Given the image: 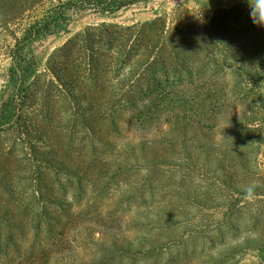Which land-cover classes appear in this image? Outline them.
Returning a JSON list of instances; mask_svg holds the SVG:
<instances>
[{
	"label": "rangeland",
	"instance_id": "obj_1",
	"mask_svg": "<svg viewBox=\"0 0 264 264\" xmlns=\"http://www.w3.org/2000/svg\"><path fill=\"white\" fill-rule=\"evenodd\" d=\"M35 1L0 0V264H264V26L248 0ZM218 10L232 54L181 53L134 109L84 119L57 89L44 101L28 87L87 26ZM120 78L100 73L89 96L119 104Z\"/></svg>",
	"mask_w": 264,
	"mask_h": 264
},
{
	"label": "trees",
	"instance_id": "obj_2",
	"mask_svg": "<svg viewBox=\"0 0 264 264\" xmlns=\"http://www.w3.org/2000/svg\"><path fill=\"white\" fill-rule=\"evenodd\" d=\"M40 1L42 0L35 2ZM32 5H27L26 9ZM6 10L7 7L0 9L2 15ZM227 13L228 10H218L206 23L184 20L180 16L169 21L167 14H158L152 20L128 26L107 22L87 26L49 56L47 67L51 77L48 79L47 73H34L35 80L28 87H34L36 84L40 86L39 97L44 101L47 96L49 97L51 89H57L60 92L58 97L66 100L72 109H83L80 113L84 119L87 116L86 111L91 109L93 111L95 108L98 111L110 110L108 112L134 109L140 103L147 102V96H140L142 94H137V90L139 92L148 89L149 91L152 89V92L163 90L162 77L171 63L181 66L182 63L179 61L181 53L195 48L199 54L204 52V57L209 58L213 55L214 46L217 45L232 54L233 50L228 46L231 30ZM15 18L12 17V20ZM49 19V16L44 17L25 28L22 37L24 43L29 40L31 44L35 38L41 37L40 30L48 27L52 21ZM220 33L223 38L228 39L225 42L221 38L222 45H218L221 42L217 40ZM217 49L219 50V47ZM216 65L220 66L219 63ZM239 70L237 68L235 72ZM110 72H118L123 77L119 79V86L124 92V97L119 100V104L112 97L97 100L88 93V88L98 86L100 73ZM247 75H251V71H248ZM24 76L26 81L32 74L24 73ZM43 76L46 77V82L41 86L39 81ZM88 81L92 83L88 84ZM167 84H170L169 81ZM101 86L105 90L116 88L113 85ZM174 117L178 119L180 115L177 113Z\"/></svg>",
	"mask_w": 264,
	"mask_h": 264
},
{
	"label": "clouds",
	"instance_id": "obj_3",
	"mask_svg": "<svg viewBox=\"0 0 264 264\" xmlns=\"http://www.w3.org/2000/svg\"><path fill=\"white\" fill-rule=\"evenodd\" d=\"M249 15L257 26H264V0H248Z\"/></svg>",
	"mask_w": 264,
	"mask_h": 264
}]
</instances>
